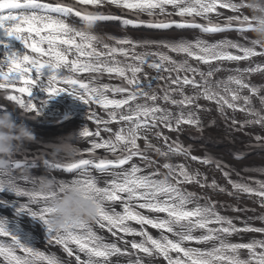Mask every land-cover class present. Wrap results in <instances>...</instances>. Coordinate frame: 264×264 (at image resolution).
I'll return each mask as SVG.
<instances>
[{"label":"snow or ice","instance_id":"obj_1","mask_svg":"<svg viewBox=\"0 0 264 264\" xmlns=\"http://www.w3.org/2000/svg\"><path fill=\"white\" fill-rule=\"evenodd\" d=\"M106 3L122 10L127 9L137 18L122 19L112 14H105L101 9ZM74 4L85 7L77 8ZM74 4L67 3L65 0H55V3L48 0H0V30H3L5 35L19 40L24 49H30L31 53L36 54L33 56L26 52L20 55L16 52L6 53V59L0 62V90H4L5 98L14 102L24 112H36L38 115L39 110L28 97L31 95L33 85L40 80L42 70L46 69L47 79L41 82V87L49 97L67 92L86 105L98 104L107 111V120L98 119L95 112L90 114L89 118L98 125H108L112 122L122 125L114 133V139L101 138L100 142L92 140L91 147L84 152L76 148L70 161L56 160L50 164L55 169H63L69 173L77 172V178L69 182L79 181L90 188L100 205L95 224L101 229H107L116 239L106 242L92 225L82 224L76 231L61 232L53 229L47 221L49 211L46 206L47 198L33 188L22 187L17 183V177L7 181L0 178V191L7 188L18 197H27L28 202L19 205L18 213H27L42 222L48 242L54 241L57 245H61L68 258L74 257L75 264H112L114 256L129 257L128 264H144L139 253L149 258L163 257L167 264H264V239L251 240L248 243H233L226 239L239 232L264 233V228L247 224L242 229L237 228L231 218L222 216L215 210L214 203L201 204L199 201L204 198L180 187L182 183L195 182L201 187L207 186L213 189L218 188L221 192L225 191L217 185L215 180L211 184L202 183L199 172L190 173L184 164L174 165L169 162L162 165L168 170L167 175H164L162 179L154 178L162 175L159 172L142 174L143 169L135 163L126 170L109 171L123 169V166L129 164L134 157L147 161V166H151L152 162L145 155V151L149 149L161 157L188 154L191 151L190 148H185L178 140L169 143V137L157 131L156 138L163 139L167 147V151H162L161 148L149 143L143 132L156 128L157 125H162L169 131H178L181 125H189L198 132H202L201 118L195 112L185 113L184 111L185 108L192 106L199 109L201 106L195 102L201 98L214 102L217 105V111L221 114L225 108H228L254 117L241 122V127L247 125L264 127V114L253 105V97H256L264 108V85L252 84L244 75L264 72V64H256L255 67L244 69L236 68L234 70L236 75H229L226 79L213 82L212 77L221 70L220 68L210 69L205 73L193 67L187 60H174L162 51L137 53L135 51L137 48L152 46L165 48L206 65H210L213 61L249 60L256 56H264V50L257 51L251 40L247 44H242L230 39L209 43L201 38L169 41L109 37L114 39L117 45L131 46L130 48L116 47L104 43L101 38L95 36L85 40L82 34L74 32L72 24L66 21V18L71 15L81 18L82 13L88 10L86 6L91 5L101 21L120 20L125 26L145 25L155 29H170L175 26L179 29H199L208 34L230 30L235 24V30L244 32L247 30L248 22L246 15L229 16L222 26L220 23L213 22L211 14L220 15L218 9L238 12L245 5L241 0L240 2H234V0H74ZM168 6L175 9V12H168ZM140 14H147L149 19H140ZM173 15L180 20L171 19ZM189 17L192 19H187ZM197 17L206 23H197L195 19ZM95 41H99L106 51L99 50ZM229 49H235L236 54ZM129 53L133 63L121 64L115 59L116 55L129 58ZM106 57H111V60L105 59ZM166 64H172L174 68L169 69L165 67ZM145 65L157 72L161 70L169 72L168 79L177 87L161 89L162 96H158L155 92L150 93L148 89L152 88V81H158L164 77L149 78L145 74L144 80L148 81L145 84L140 78ZM172 71L176 72L175 79L171 77ZM180 72L186 74L181 77ZM80 73L115 74V77L122 79L124 83L116 86L109 84L94 86L92 81L96 77L89 82H84L79 79ZM187 73H191L192 76L190 77ZM197 75L200 77L199 80L196 79ZM18 83L22 86L17 87ZM58 84L67 87H57ZM188 85L198 91L192 95L185 94L183 86ZM9 89L20 95L11 94ZM245 89L248 95L241 94ZM109 92L113 94L111 98L108 95ZM177 92L181 96L179 100L173 98ZM116 94H120L121 98H115ZM141 98L152 103H135ZM157 100L176 106L180 111L173 113L170 109L156 104ZM109 109L111 110L108 111ZM122 110H126L128 114ZM236 123L233 120V124ZM104 131L110 132L111 129L105 127ZM80 135L81 137H100V131L97 129L96 132H91L85 127ZM140 139L145 140L144 150H141L138 144ZM255 140L259 145L261 141H264V137L257 135ZM97 149L112 153L115 159L97 156ZM85 152L88 158H85ZM117 152L122 154L116 155ZM191 159L199 158L192 156ZM201 162L207 164L212 161L205 157ZM18 166H24V164L19 162ZM216 166L219 168L221 165L217 163ZM92 169L101 174L110 175L112 179L104 181L101 186L99 179L92 174ZM255 171L264 172V169H255ZM224 175L227 177L229 174L225 172ZM20 179L32 183L31 178L20 177ZM59 183L66 182L59 180ZM229 183L236 191L264 198V181H255V188L231 180ZM133 201H143L138 204L141 209L165 215L164 217L143 215L134 209ZM116 202L122 205V212L106 206ZM29 205L39 207L33 210ZM261 206L264 207V204ZM259 219L264 221V216ZM128 221H135L141 229L131 227ZM144 225L162 230L161 236L154 238L143 229ZM210 225H218V227ZM196 231H201L202 234L195 235ZM121 233L124 236H139L141 239L128 241L120 235ZM163 233H170L175 239ZM0 237H10V243L0 241V257H3L6 264H65L55 255L45 254L27 242H22L2 220H0ZM117 241L125 245L130 244L132 251L121 248ZM187 242L216 243H213L210 248L201 249L185 247ZM73 245L75 247H72ZM242 249L247 250V258L241 257ZM17 250L24 255H17ZM172 253H176L175 257ZM133 256L135 259H131ZM67 264H71V259Z\"/></svg>","mask_w":264,"mask_h":264},{"label":"rangeland","instance_id":"obj_2","mask_svg":"<svg viewBox=\"0 0 264 264\" xmlns=\"http://www.w3.org/2000/svg\"><path fill=\"white\" fill-rule=\"evenodd\" d=\"M234 2H240V0H234ZM167 10L175 11V9H173L171 6H168ZM218 11L220 13L219 16L221 18L222 17H229V16H233V15H241V16L250 15V14L246 13V12H249L246 7L241 8L238 12H233V11L228 10V9H218ZM216 15L217 14L213 13V14H211V17H213V18L218 17ZM222 19H224L225 22H226L227 18H222ZM97 32L100 34L101 39H102V41L104 43H106L108 45L116 46V47L130 48L131 46L130 45H117L115 40L114 39H109V37H115V38H118V39L119 38L128 37V38H131L133 40H137L135 38H138V36L132 37L129 34V32H127V30L124 29V28H121V29L117 28V30H114L112 28V26H97ZM145 35L146 34H143V37ZM147 35L150 36V40H162V39H160V36H158L157 34L151 33V34H147ZM166 38H168V39H165V40L174 41V39H171L170 37H166ZM206 41H208L209 43L217 42L215 37L214 38L210 37L209 40H206ZM246 44H247V42H246ZM97 45H98V49L99 50L106 51V49H104L100 43H98ZM135 51L137 53H142V52H145V51H162V52H165L167 55L171 56L174 60L175 59H179V58L180 59H184V60H187L189 62V64H191L193 67L201 69V65H200L199 61H197L195 59H192V58H190V57H188V56H186L184 54L179 56V55L175 54L174 52H171V51H169L168 49H165V48H157L156 46L139 47ZM229 51H230V49H229ZM130 56H131V53H129V58H126V57L121 56V55H116L115 59L118 60L121 64L133 63L134 61H132L130 59ZM106 59H108L110 61L111 57H107ZM251 62L252 63L264 64V58H263V61L261 62V61L255 59V57H253L251 59ZM249 65L251 66V64H248V66ZM167 66L171 67V64H167ZM202 66L206 67L207 65L206 64H202ZM145 74H147V76L149 78L157 77L156 74H155V70L150 68V67H147L146 65L143 68V72L140 73V78H141V80L144 83H148L147 80H144V75ZM95 75H96V79L94 80L95 81L94 82V86H99L101 84H109V85H112V86H116V85H121V84L124 83L122 79H119V78L115 77V74L104 73L103 77L101 76V74L95 73ZM229 75H232V74L229 73L227 76H229ZM92 78H91V80H92ZM81 80L86 82L85 77H81ZM246 80L248 82L252 83V84H255V85H264V72L253 73L252 75L248 76L246 78ZM162 89H164V88H162ZM148 91L150 93L151 92H155L157 95H159L161 93V91L155 87V80L152 81V88L148 89ZM192 91H193V88H191V90H190L191 94H192ZM248 94L249 93H248V91L246 89L243 90L242 95H248ZM108 95H109L110 98L113 96V94L110 93V92L108 93ZM115 98H118V99L121 98L120 94H116ZM173 98L174 99H177V98L180 99L181 96L177 92V93L174 94ZM256 99H257L256 97H253V105H254V107L256 109L260 110L262 114H264V108L261 107L259 99H257V100ZM66 103H67V101H66ZM135 103H141V104L148 103V104H151L152 102L151 101L142 102L140 100H137ZM155 103L159 104L163 108L170 109L173 113H176V112L180 111V109L178 107L173 106V105H171L169 103L160 104L158 100ZM195 103L200 105L201 107L198 109L195 106H192V107H189V108H185L184 111H185V113H187L188 111L195 112L201 118L203 126H205L206 124L209 127L213 126L214 129H216L215 131H219L220 133L228 134V135L236 138L239 142H246V141L255 140V136H257V135H259L261 137H264V127H261L259 125H247V126L241 127V122H244V121H247V120H250V119H254V117H251V116H249L247 114L239 115L238 112L235 113V115H234L233 113H231L227 109H224L223 110V114H221L219 111H217V105L214 102L206 101L203 98L199 99ZM88 105H89L90 108H88V110L85 111L88 116H90V114L92 112H95L96 113V117L98 119H100V120H107L108 119L107 111L105 109H103L100 105H98V104H88ZM110 110L111 109H109L108 111H110ZM122 111H124L125 114H128L126 110H122ZM245 116H247V117H245ZM82 120H83V123L86 124L91 129H93L95 131H97V129H99L100 137L103 138V139H109V138L114 139V133L122 126L121 124H118L116 122L109 123L108 125H104V124H99L98 125L94 120H87L84 117H83ZM233 120H235L237 123L233 124ZM105 127H108L109 129H111V131L110 132L104 131ZM181 127H183V126H181ZM186 128H193V127L189 126V125H186ZM157 131L162 132V129L161 128H157L156 132ZM143 135L147 136V139H152V145H154L156 147H160L161 146L160 139H157L156 137L153 138V137L149 136L148 134H146L145 132H143ZM177 140L180 143H185L186 144V142L183 141L179 137L177 138ZM138 144H139L141 150H144V145H145L144 139H140L138 141ZM226 146H228V145H226ZM121 148H123V146H121ZM191 150H194V151L200 153L201 156H205V157H207L209 159L212 156H214L213 152L205 151L202 148H194V149H191ZM118 154L121 155L122 153L118 152ZM145 155H150L152 157H155V158L159 159V161H163V162L166 161V162L173 163V164H175L174 162L178 161V157H176V155H170L169 157H161L159 155L156 156L155 151H153L151 149L145 151ZM250 157L255 159L256 161H259V160H262V159H260V157H264V155H262V154H257V155L252 154V156H250ZM241 159H243V158H240L238 160H234V159H230L229 157L225 156V158H223V162L226 163L231 168H239V169H241L242 167L245 168L247 166L246 164H242ZM188 160L189 159L187 158V156L184 155L183 158H182V161L184 162V164ZM136 161H138V160L134 157L133 160L129 164L123 166V169H119V170H126V169L130 168L131 164L132 163H136ZM144 162H147V161H144ZM258 163L259 164H264V161L262 160V161H260ZM141 168L143 169L142 174H144V175H147L146 171L147 172L150 171L149 168H147V169H145L143 167H141ZM199 202L201 204H203V203H206V200L205 199H201ZM116 204H118V202H116L115 204H110V205H116ZM157 214L161 215L159 217H164V215H165L163 213H157ZM219 214H220V212H219ZM243 214H244V216H239L237 218V220L235 221V223H234V225L237 228H241L242 229V228L245 227L246 224L250 225L252 227H255V226L259 225L260 223H262L259 219H253V220L250 219L249 220L248 217H245L246 215L250 214L247 211H244ZM129 225L131 227H133V228H136L137 230L141 229V226L139 224L136 225L135 222H133V221H130ZM210 226L211 227H218V225H210ZM143 229L146 230L154 238H159L161 236V234H162V230L153 229L149 225H144ZM94 230L97 232V234L105 233V230L99 228V226L95 227ZM109 234L111 235V233H109ZM194 234L195 235H201L202 232L201 231H196ZM120 235L124 236V234H122V233ZM163 235H168L169 238L175 239V237H172L170 233H163ZM262 237H264V234L263 233H259V232H239V233L234 234V235H232L230 237H226V239L229 240L230 242H233V243H248L251 240H260V239H262ZM115 239L116 238L111 235V238L108 237L106 242H112ZM124 239H126L128 241H132V240L139 241L141 239V237H139V236H124ZM118 243H119V246L121 248H127L128 251H130V252L132 251L130 244L125 245L124 243H122L120 241ZM192 243H194L196 246H192V245L189 246V244L186 243L185 245H188V246H185V247H198V248H201V249H205V248L212 247L213 243H216V242H210L208 244H196L195 242H192ZM139 255L143 258L144 264H167V261H165L163 259V257L156 256V257H153V258H149V257H146L143 253H139ZM172 255H173V257H175L176 253H172ZM240 255H241L242 258H247V255H248L247 250L242 249L241 252H240ZM131 259H135V256L131 257ZM121 260H124V261H126L128 263L129 257L126 256V258L121 259Z\"/></svg>","mask_w":264,"mask_h":264},{"label":"clouds","instance_id":"obj_3","mask_svg":"<svg viewBox=\"0 0 264 264\" xmlns=\"http://www.w3.org/2000/svg\"><path fill=\"white\" fill-rule=\"evenodd\" d=\"M241 2L250 13L246 15V31L251 33L253 46L264 50V0ZM80 20V24L72 25L74 32L82 34L85 40L93 36L101 38L97 32L101 20L95 10L84 11ZM95 43L98 44L99 41ZM15 110L16 108H12V111L0 110V178L5 181L17 175L31 178L32 188L47 198V221L55 230L76 231L82 224H94L100 205L90 188L79 181L60 184L51 171L53 167L50 164L61 153L72 157L76 147L67 144L50 146L51 160L42 161L44 173L39 177L32 176L30 166H18L17 156L25 151L26 144L36 140V134L33 128L15 120Z\"/></svg>","mask_w":264,"mask_h":264},{"label":"trees","instance_id":"obj_4","mask_svg":"<svg viewBox=\"0 0 264 264\" xmlns=\"http://www.w3.org/2000/svg\"><path fill=\"white\" fill-rule=\"evenodd\" d=\"M230 38L234 39L235 41H237L239 43L245 44L250 39V32H247V31L238 32L237 31V32H235V34L231 35ZM245 38H247V39H245ZM245 77L247 78L248 76L245 75ZM242 93H243V91H242ZM220 155H224V154L220 153ZM224 156H226V155H224ZM260 159H262L264 161V157H260ZM262 160L256 161L255 159H253L251 157L244 158L241 160L242 164L247 165L244 169L249 173L248 179H245V177H243L236 170H225L222 166H220L218 168L216 166L217 162L215 160H213L209 164V166H210L209 175L216 180H221L224 184H226L230 188H233V187H232V184L229 183V180L248 184L251 187L256 186L255 181H257V180L264 181V172L255 171V169H264V164L258 163ZM214 172L217 174H214ZM225 172H227L229 174L227 177H225V175H224ZM253 188H255V187H253ZM190 192L195 193L197 196H203L204 199H206L205 195L200 194L201 192H197V191H190ZM257 197L264 199V198L259 197V196H257ZM239 199H242V198H239ZM249 201L253 204V207L243 206L244 208H239V211H243L244 209H247L248 211H250L251 213H253L257 216H260V217L264 216V207L261 206L264 203H259V201L252 200V199H249ZM248 217H251L254 219V216H248ZM257 228H264V224L258 225Z\"/></svg>","mask_w":264,"mask_h":264},{"label":"water","instance_id":"obj_5","mask_svg":"<svg viewBox=\"0 0 264 264\" xmlns=\"http://www.w3.org/2000/svg\"><path fill=\"white\" fill-rule=\"evenodd\" d=\"M89 10H95L93 9L92 7H87ZM103 12H105V14H112V15H115V16H119V17H123L121 15H118L117 13H115L113 10H111L108 6H104L103 9H101ZM24 113V112H23ZM28 115L31 116L30 112H28ZM208 137H210V139L213 142V144L215 145H218L220 144L216 138L214 136H212L210 133H205ZM226 138H228L227 136H225ZM228 141H231L233 142L231 139H228ZM234 146L243 151L244 154H248V153H252V152H255V151H262L264 150V144L260 142V144L258 145L257 142L255 143H248V144H244L243 146L246 147V146H249L247 148H242L240 146H237L235 143H233Z\"/></svg>","mask_w":264,"mask_h":264},{"label":"bare ground","instance_id":"obj_6","mask_svg":"<svg viewBox=\"0 0 264 264\" xmlns=\"http://www.w3.org/2000/svg\"><path fill=\"white\" fill-rule=\"evenodd\" d=\"M51 136H53V135H51ZM51 136H49V137H51ZM38 145L39 144H37V143H33L32 144V147H33V150H38V149H40V147H38ZM77 173L74 175V174H72V172L71 173H69V172H67V171H61V176L62 177H65L66 179H67V182H69V181H71V179H74V178H77ZM100 178V177H99ZM66 182V183H67Z\"/></svg>","mask_w":264,"mask_h":264}]
</instances>
